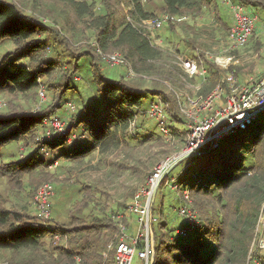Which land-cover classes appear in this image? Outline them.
Segmentation results:
<instances>
[{
  "label": "trees",
  "instance_id": "1",
  "mask_svg": "<svg viewBox=\"0 0 264 264\" xmlns=\"http://www.w3.org/2000/svg\"><path fill=\"white\" fill-rule=\"evenodd\" d=\"M29 1L43 13V0ZM51 1L67 4L78 16L92 19L91 25L97 30L96 44L104 52L120 51L127 64L136 72L150 73L154 68L153 62L162 57L163 51L154 44L147 29L141 26L144 20L159 16L148 8V4L154 0H130V19L125 16L120 20L109 6V0H102L103 7L99 11L104 12L98 15H95L93 2ZM155 1H160L163 13L168 14L171 19L173 16H183L185 11L191 12L190 16L193 18L200 17L206 6L211 4L209 0ZM240 1L243 3V0ZM246 1L264 8V0ZM54 28L42 18L26 13L17 2L0 0V42L9 39L16 46L13 53L6 54L1 60L0 89L10 94L33 93L41 99L42 90L45 96L54 87L55 93L59 90L58 96L54 97L55 101L50 105L51 110L0 113V160L3 147L13 141L23 143L39 128H48L44 130L45 136H37V146L26 157L12 161L4 167L5 174L33 172L40 167H49L55 161L59 162L62 157L68 161H77L95 151L110 153L116 150L128 138H135L130 136L131 126L141 114L148 115L149 103L156 96L163 97L172 120H180L186 126L187 122L181 118L178 101L163 86L157 84L142 89L127 80L117 78L115 72L106 74L99 68L91 71L93 80H96V90L87 97L88 101L80 98L82 105L64 121L54 111L70 102V96H77L80 88H77L78 84L70 74L65 82H58L57 86L46 84L47 79L56 72V61L52 57H42L43 51L48 48L42 34L51 32ZM92 47L95 49L92 53L100 58L94 44ZM189 48L194 49L191 42ZM87 51L85 50L86 53ZM203 59L212 74L207 83L216 87L219 75L223 73L216 69L219 65L214 61L205 57ZM79 65L76 60L73 67L65 71L77 73ZM199 93L207 95L202 87ZM45 100L48 101L47 98ZM54 114L65 122V132L51 130L52 126L45 122ZM257 123L258 127L248 140L231 144L234 140L229 139L232 140L236 133L216 149L200 154L197 161L192 156L184 159L186 163L178 180L191 188L194 197L208 200L212 205L206 203L196 206L195 210L201 218L195 230L184 236L170 232L172 238L165 244L168 257L159 255L166 238L157 236L156 243L155 228H152L156 252L154 264H255L257 259H260V264H264V253L260 249L256 248L257 251L250 254V246L257 237L256 226L264 204V118ZM176 131L178 134L185 132L174 128L172 133L176 134ZM153 134L147 133L144 137L149 139ZM71 135L74 137L69 141ZM44 149H47L48 154ZM246 149H250L257 164L249 166L246 163L243 154ZM205 155L213 158L209 165L200 162V158ZM73 205L70 209L74 210ZM96 206L94 203L88 219H81L80 214L76 215L80 219L75 222L77 225L73 224L71 227L61 226L58 222L52 225L49 223L52 218L48 220V224L41 217L35 218L27 213L0 206V251L13 254L4 264H116V250L109 246L118 243L119 213L107 215L102 212V215H93ZM57 234L60 235L58 241L67 240L69 245L54 246L45 243L48 237L53 236L57 242ZM168 234L169 232L165 233ZM19 255H22L20 260Z\"/></svg>",
  "mask_w": 264,
  "mask_h": 264
},
{
  "label": "rangeland",
  "instance_id": "2",
  "mask_svg": "<svg viewBox=\"0 0 264 264\" xmlns=\"http://www.w3.org/2000/svg\"><path fill=\"white\" fill-rule=\"evenodd\" d=\"M9 1L17 2L26 13L38 16L47 24L55 27V30L42 34V38L48 45V48L43 51L42 57H52L56 61V72L45 82L48 85L57 86L58 82H65L68 79V75H72L74 81L78 84L77 88H80L78 95L74 96V100H70V102L75 104L77 110L82 105V99L80 98L88 101L87 97L96 90V80H93L94 77L91 72L95 68H99L106 74L115 72L117 78L127 80L130 84L142 89L151 88L157 84L163 86L167 93L175 101H178L181 118L185 122H187V119L182 112V107H186L188 98H196L197 87L201 86L207 94L212 92L215 87L211 83H207L208 78L203 81L202 78L186 76L182 66V59L199 57L202 54V58L215 57L211 61L218 64L219 66L216 69L223 73L219 75L217 85L223 84L225 87L227 85L223 83V76L226 75V71L224 70L223 72L222 67L230 68L229 70L234 71L239 80L244 83L264 76V8L255 6L253 5L254 3L251 4L246 0H243V3L251 12L258 16V25L249 43L233 53L219 54L220 44L227 39L231 23L230 15L224 9L223 0H215L212 4H208L200 14V17L198 16L197 18L191 17V12L187 11H185L186 14H183V16H173L170 23H166L161 29L148 28V24H141L153 38L154 44L163 51L162 57L153 62L154 68L150 73L136 72L127 63L116 64L111 68V64L107 62L106 58L101 55L100 58L94 55L92 51L95 49H93L92 45L96 40L97 30L91 25L92 19L88 16H78L74 9L67 4L43 0V13H41L40 9L34 8L29 0ZM85 1L94 3L95 15L104 12L103 10L99 11L103 7L102 0ZM109 6L117 13V19L120 20L125 16L129 18L132 7L130 0H109ZM148 8L155 15H168L163 13L164 10L160 1H151L148 4ZM189 42L194 45V49L189 48ZM15 49L16 46L12 41L9 39L2 40L0 42V63L6 54L13 53ZM85 50H88L87 53ZM116 52L120 51L116 50ZM68 60L71 61L68 62ZM76 60L80 64L78 72L70 73L65 71L69 67L72 68ZM64 72H67L66 76ZM211 75L209 71L208 77L210 78ZM55 88L45 96L48 101L41 99L37 94H10L8 91L0 89V100L6 103L5 107L0 108V113L17 110L33 112L51 110L52 107L50 105L55 101L54 97L59 94V90L57 93L54 92ZM59 109L60 111H58ZM59 109L54 112L59 114L64 121L68 120L73 114L67 108V104ZM257 127L258 123H255L249 129L240 131L232 136V140L229 139L230 141L234 140L231 144L250 139V135ZM173 128H178L181 132H186L187 130V126L180 120L173 122ZM47 129L44 127L39 128L23 143L13 141L2 148L3 155L0 160V206L40 218L33 206V198L39 186L50 182L55 187L54 207L50 224L58 222L61 226L71 227L80 218L88 219V214L92 212L91 208L96 203L97 206L93 215H102L100 214L102 212L107 213V215L123 214L122 225H125L126 234L129 236L135 235L138 231L136 218L128 213L125 214L137 189L147 183L151 171L160 162L185 148L187 138L185 132L178 134L176 131V134L171 135L160 134L157 120L150 118L145 113L141 114L136 123L131 126L129 133L131 137L135 138H128L123 145L110 153L95 151L77 161H68L62 157L59 159L57 167L51 168L49 165V167H40L29 173L27 171H19L15 174H5L3 172L5 170L4 167L12 161L26 157L37 146V136H45L46 132L44 130ZM50 129L54 130L53 128ZM147 133L154 134L150 135L149 139H146L144 135ZM249 150L246 149L243 154L246 163L251 166L257 164V159L253 157ZM198 157L201 156H192L191 158H195L197 161ZM212 160L211 155H205L200 158V162L205 165H209ZM185 163L186 161L182 159L177 161L175 166L171 168L167 182L159 188L154 201L153 215L157 219L154 224L156 243L157 236L167 239H165L161 247L162 252L159 250V255H163V257L169 256L165 252L168 250L165 244L168 243L170 237L172 238L170 232L174 231L173 234L177 235L175 227L185 222L184 217L179 214V208L188 206L195 212L198 204L209 203L208 205H212V202L208 200H199L194 197L191 188L178 180L179 174L183 172ZM184 190L190 191L187 199L183 197L182 191ZM72 205L75 206L74 210L70 209ZM82 206L85 207L82 208ZM203 210L206 211L204 206ZM195 213L200 222L201 216L197 211ZM206 213L209 214L208 212ZM79 214L81 217L78 219L76 215ZM43 222L48 223V220ZM167 232L169 234L165 235ZM255 234L257 237L254 238L255 241L253 240L254 244L256 239L259 240L264 236V204ZM262 234L263 236H261ZM53 237H48L45 243L54 246L69 245L67 240H57L56 242ZM250 248V254L253 255L257 251L256 247L252 243ZM12 255L10 252L0 251V264L6 263L8 259L12 258ZM21 256L19 255V260ZM257 261H260V259H257ZM132 264H144L138 253L134 256ZM255 264L257 263L255 262Z\"/></svg>",
  "mask_w": 264,
  "mask_h": 264
},
{
  "label": "built area",
  "instance_id": "3",
  "mask_svg": "<svg viewBox=\"0 0 264 264\" xmlns=\"http://www.w3.org/2000/svg\"><path fill=\"white\" fill-rule=\"evenodd\" d=\"M230 6L233 15V23L230 26L227 39L221 42L219 54L233 53L251 40L258 23V16L250 12L246 6L237 1L230 0ZM172 19L169 15H161L152 19L144 20L143 24H148V28L161 29L166 23L169 24ZM97 52L111 67L120 63H128L126 58L120 52L105 53L96 42L93 43ZM215 57L208 56L209 60ZM216 61V60H215ZM182 66L186 75L190 78L207 79L209 69L205 65L202 57H186L182 59ZM226 75L223 76V84H218L209 94H200L201 86L197 87L196 98H188L186 107H182V112L187 119V138L186 146L180 152L160 162L151 171L147 183L139 186L125 214L134 215L138 223V231L135 235L129 236L125 231V225H122L123 214L117 216L119 219L118 243L109 246L116 250V264H132L134 256H138L144 261V264H151L152 258H155V239L153 227L156 217L153 215V207L156 194L163 182L171 173V168L177 161L187 158L192 152L204 150L207 148L216 149L228 137L247 130L250 126L264 118V76L254 81L244 83L239 80L234 71L230 68H223ZM41 96L45 99V93L42 90ZM6 105L0 100V108ZM167 103L163 97L156 96L151 100L148 107V116L157 120L158 131L162 135L173 134V120L166 109ZM69 110H76L72 102L67 103ZM45 122L49 123L56 132H65V122L56 114L51 115ZM74 137L71 135L69 141ZM48 154L47 149H44ZM58 161L50 164V167H57ZM167 182V180H166ZM174 183V181H173ZM183 197L188 198L190 191L184 190ZM55 187L53 183L47 182L38 187L33 198V206L42 220H49L52 216L53 197ZM196 212V211H195ZM188 206L179 208V214L184 217L185 222L177 229L179 236L187 235L195 230L200 222L196 213ZM263 236V234L261 235ZM59 240L60 235L55 236ZM154 241V242H153ZM255 241V240H254ZM253 246L264 253V236ZM255 262L260 264L259 261Z\"/></svg>",
  "mask_w": 264,
  "mask_h": 264
},
{
  "label": "crops",
  "instance_id": "4",
  "mask_svg": "<svg viewBox=\"0 0 264 264\" xmlns=\"http://www.w3.org/2000/svg\"><path fill=\"white\" fill-rule=\"evenodd\" d=\"M211 1V4L213 3V2H215V0H210ZM231 1H238V0H231ZM223 4H224V9L225 10H227V13H229V15H230V20H231V23H230V26L232 25V23H233V15H232V10H231V6H230V0H223ZM246 8L251 12V10L246 6ZM212 13L213 14H215L213 11H212ZM254 13V12H253ZM229 20V21H230ZM257 25H258V23H257ZM256 28H257V26H256ZM82 90V89H81ZM71 98L70 99H73L74 100V97H72V96H70ZM69 111H71V112H76L77 111V108H76V110H74V111H72V110H69ZM132 216H134V215H132ZM135 217V216H134ZM136 218V217H135ZM136 222H137V219H136ZM138 224V223H137ZM180 226H182V225H179V226H177V227H175V230L176 229H178ZM174 229V228H173Z\"/></svg>",
  "mask_w": 264,
  "mask_h": 264
},
{
  "label": "water",
  "instance_id": "5",
  "mask_svg": "<svg viewBox=\"0 0 264 264\" xmlns=\"http://www.w3.org/2000/svg\"><path fill=\"white\" fill-rule=\"evenodd\" d=\"M206 150H210V148H207V149H204V150H200V151L192 152V153L188 154L186 157L198 156V155L202 154L203 152H205ZM154 262H155V258H152L151 264H154Z\"/></svg>",
  "mask_w": 264,
  "mask_h": 264
}]
</instances>
